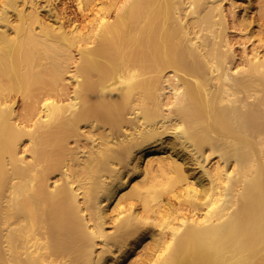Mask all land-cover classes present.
I'll list each match as a JSON object with an SVG mask.
<instances>
[{"label": "bare ground", "instance_id": "1", "mask_svg": "<svg viewBox=\"0 0 264 264\" xmlns=\"http://www.w3.org/2000/svg\"><path fill=\"white\" fill-rule=\"evenodd\" d=\"M46 2L0 9V264H264V55L237 63L236 0Z\"/></svg>", "mask_w": 264, "mask_h": 264}, {"label": "rangeland", "instance_id": "2", "mask_svg": "<svg viewBox=\"0 0 264 264\" xmlns=\"http://www.w3.org/2000/svg\"><path fill=\"white\" fill-rule=\"evenodd\" d=\"M4 1L5 0H0V9H1V6L4 5ZM232 1H235V0H232ZM39 2H40V5H41V8H43L44 11H47V7H46V3L47 2H46V0H39ZM243 2H244V4H243ZM236 3H237L236 7H238V9L236 8L238 10L237 11L238 14L236 13V17H235L229 11L230 12V20L229 21H230V24H231V29H230L231 30V34H232V37L234 38V40L236 42L235 45H236L237 50H238L237 63H239L241 65L243 63L245 57L247 55L253 54V51L257 50L258 48L260 49L261 54L264 55V14H263L264 0H252L251 2H250V0H241V1L240 0L239 1L236 0ZM245 3H250L251 6L246 7L249 4H245ZM68 4H69V9H70L69 11L72 12L71 16L72 15L75 16L74 13L77 12V10H75V9H77V7L75 5L76 4V0H70V2H68ZM238 4H239V6H238ZM243 5H244V7H243ZM227 6H229V9H230L231 0H227ZM245 9H247L249 11L247 12V10H245ZM243 13L245 14V16L243 15ZM10 14H11V18L12 17L14 19L16 18V13H15V11L12 8L10 9ZM247 16H249V17H247ZM252 16H254V17H252ZM247 18H249V20L252 21L250 26H249L250 29L246 28L245 25L243 24L244 19L247 20ZM52 21L54 22L56 20L53 19ZM63 21L67 22V19L64 18ZM1 26H2V24H0V28H1ZM250 31H252V32H250ZM73 66L75 67V63H72V67ZM69 83L71 84L70 85L71 87L74 85V82H72V80ZM15 107L18 110V112L22 111L23 100H22L21 96H17V100L15 102ZM55 177H56V174H55ZM115 204H116L115 202H112L110 204V211L114 210L113 207H114ZM184 206H185L184 210L185 211H187V210L189 211V209H190L189 206L187 204H184ZM113 212H111V213H113ZM111 222L112 221H108V224H107L108 229H112L113 222L112 223ZM150 240H151V237L149 236V234L145 235L143 237V242L141 244L139 243L140 244V245L138 244L139 246L138 245L135 246V248H137L136 251H139L140 249L144 250L143 249L145 247L144 245L148 244V242H150Z\"/></svg>", "mask_w": 264, "mask_h": 264}]
</instances>
